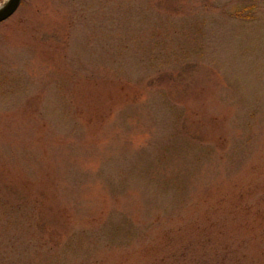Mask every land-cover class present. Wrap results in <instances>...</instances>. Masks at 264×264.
<instances>
[{
  "label": "rangeland",
  "instance_id": "obj_1",
  "mask_svg": "<svg viewBox=\"0 0 264 264\" xmlns=\"http://www.w3.org/2000/svg\"><path fill=\"white\" fill-rule=\"evenodd\" d=\"M0 264H264V0H21Z\"/></svg>",
  "mask_w": 264,
  "mask_h": 264
},
{
  "label": "water",
  "instance_id": "obj_2",
  "mask_svg": "<svg viewBox=\"0 0 264 264\" xmlns=\"http://www.w3.org/2000/svg\"><path fill=\"white\" fill-rule=\"evenodd\" d=\"M21 0H5L0 5V23L9 19L19 8Z\"/></svg>",
  "mask_w": 264,
  "mask_h": 264
}]
</instances>
